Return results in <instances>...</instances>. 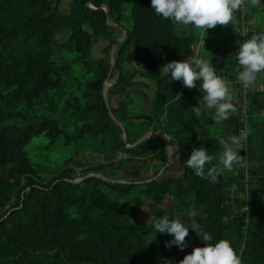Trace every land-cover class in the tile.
<instances>
[{
  "label": "trees",
  "instance_id": "16d2710c",
  "mask_svg": "<svg viewBox=\"0 0 264 264\" xmlns=\"http://www.w3.org/2000/svg\"><path fill=\"white\" fill-rule=\"evenodd\" d=\"M153 10L151 0H72L66 13L51 0H0V264H179L193 251L173 262L165 261L157 247L149 244L146 232L125 214L126 204L112 200L102 184L119 193L137 188L148 198L173 194L180 202L192 194L194 209L202 211L197 222L212 235L211 243L228 240L241 264H264V213L260 208L264 187L251 188V217L243 233L239 224L225 221L230 212L225 203L228 172L213 183L194 175L185 164L192 150L201 146L213 156V164L218 163L221 137L203 135L197 129L203 115L202 101L200 118L190 109L198 106L203 94L159 75L163 64L196 55V35L179 32L178 25ZM127 20L132 23L130 27ZM111 22L126 33L113 67L106 57H92L95 37L109 38L105 51L117 43ZM62 25L68 31L56 44ZM34 37L37 46L33 51L20 59H5L4 47ZM56 48L64 55L61 60L56 57ZM128 52L142 68L124 69ZM112 68L118 76L107 90L111 95L125 93L136 74L155 81L152 115L160 123L158 129L178 144L182 176L111 181L91 175L105 168L102 163L87 168L79 182L73 181L69 171L43 180L26 150V145L41 134L49 135L52 143L64 134L68 144L87 135L110 133L126 152H139L128 143L137 141L143 128L134 123L127 102L113 107L103 96L106 83L113 77ZM74 71L82 77L76 86L80 94L69 91ZM56 98L63 99L65 109L73 111V135L55 115L59 110ZM44 99L47 114L41 115L38 112ZM260 104L264 107L261 99ZM260 117L251 118L249 151L253 145L257 149L255 159L262 162L264 141L257 145ZM234 133L232 129L226 135ZM203 246L205 242L199 239L197 247Z\"/></svg>",
  "mask_w": 264,
  "mask_h": 264
},
{
  "label": "rangeland",
  "instance_id": "374dc122",
  "mask_svg": "<svg viewBox=\"0 0 264 264\" xmlns=\"http://www.w3.org/2000/svg\"><path fill=\"white\" fill-rule=\"evenodd\" d=\"M51 1L54 5H58L60 12H69L72 0ZM125 10H127V8ZM248 15L249 18H247V20L249 19V21L253 22L254 24L259 23L264 25V9L256 7L252 12H249ZM254 16L256 17L255 19L253 18ZM236 19L237 17L234 15L233 21H235ZM126 24L128 27H130L132 23L131 21L127 20ZM110 25L113 29H115L114 33L117 37V40H121L122 42V40H124V38L126 37L125 31L119 29L112 22L110 23ZM224 27L225 26L217 25L215 28L208 29L210 33L209 42H211V44L214 45L215 48L218 47L216 52H219L220 47L217 45V41L223 40ZM177 30L179 32L191 31L196 35V37H199V34L201 32L200 29H196L192 26L182 25H178ZM67 31L68 27L65 25H62L58 28L57 37L55 41L56 44L62 42V40L66 37ZM36 42V37L31 39L21 38L13 42L11 45L3 48L5 59L7 61L20 59L24 53L33 51L36 48ZM120 43L115 44V56L112 59V48L107 51L104 50L105 47L110 44L109 38L106 36H97L94 39V45L92 47V57H106L107 61L111 63L113 67L117 57V51L120 47ZM195 48L198 47L195 46ZM214 49L210 51V55L213 53L215 55ZM63 56V53H60L59 49L56 48V57L61 60ZM202 57L206 59H212L211 56L205 55ZM138 67H141V65L138 62L137 64L132 62V59L130 58V52H128L125 56L124 69L127 71H134L140 69ZM112 73V79L106 83L107 90L118 76V72L114 68H112ZM80 80H82L81 74L78 71H74L70 81L69 91H75L77 94H80L78 88L76 87ZM257 90V95L259 99H261L264 103V80L261 81V84L257 87ZM125 96H127L126 92L119 95H111L107 92V103L109 106H113L114 104L113 107H119L127 102L128 111L130 115H133L134 123L136 125H139V127L143 128L142 136L137 139V141L131 144L128 143V145L130 146L139 141L138 145L134 147L136 151H139L138 153L126 152L124 149H122V147L119 145V142L110 133H103L100 134L98 137L87 135L79 141L71 140L68 142V144L65 143L64 134H61L57 141L53 143L49 135L41 134L39 136L34 137L30 141V143L26 145V150L31 159V162L33 163V166L37 171L38 176L43 180H48L53 176L59 175L63 171H69L70 176L74 178L78 174L83 176L87 168L102 163H104L106 166L99 173L103 175L105 180L111 181H129L145 179L148 180L151 178L161 180L169 177L182 176V164L179 158V152H177L173 163L172 161L170 163V168L164 171L165 173L162 178L160 177L161 174L159 173L165 167L169 157V146L165 145L167 143H163V159L161 164L152 168V153L156 150L155 148L142 149L141 142L145 134L149 133L150 131L157 132L159 130L158 128L160 127V123L158 120L153 118L152 109L149 114H145L143 121L137 120V114L140 115V113L129 110V105L131 104L132 99L130 96ZM56 100L57 103L55 102V104L58 105L59 110L58 113H56L55 115L59 118L58 120L60 125L67 131L68 134H75V116L73 115V111L71 109H65V106H63V99L56 98ZM47 104V99H44V103L39 108L38 114H47V111L45 109L47 108ZM202 107L203 115L202 120L197 127L198 131L203 135H220L221 140L225 138L227 136L226 133L230 132L233 129V122L229 119L226 121L216 122L213 120L215 110L208 109L204 107V105H202ZM257 124L262 127L260 133L261 136L257 144L259 145L262 141H264L262 139L264 134V115L260 117L259 121H257ZM163 133L167 134L166 131H163ZM168 137L170 139V142L172 138L170 135H168ZM256 151L257 149L253 145L250 148V151L248 150V160L250 166L252 170H256H254V173L259 176V180L256 178L253 180L252 188L264 187V160L262 162H259L255 159ZM121 153L123 154L122 156L120 155ZM139 156L140 158H136ZM101 188L107 193V195L112 200L118 201L120 204H126L124 209L125 214L137 227L146 232L149 244L157 247L158 251L165 258V261L173 262L176 260L177 257L184 255L186 252L192 251L198 246L200 237L195 232H193L192 229H189V235L185 238V243L187 244V247L181 250L175 245H173L171 248L165 247V243L172 239V237L168 234H157L156 238L151 241V239L153 238L152 235H149L151 230L146 228V222L152 215L159 217L160 215L166 214L169 215L170 218H174L179 215H188L190 211L194 209L195 206L192 194L185 195L184 202H180V200L177 199L173 194H168L157 198H148L141 190L137 188L126 193H119L109 188L105 184H102ZM162 201L168 204V207L164 210H161V208L159 207V204ZM197 209L200 211L201 214L202 211L199 208ZM182 219L189 220V218H187L186 216L182 217Z\"/></svg>",
  "mask_w": 264,
  "mask_h": 264
},
{
  "label": "clouds",
  "instance_id": "9594fccd",
  "mask_svg": "<svg viewBox=\"0 0 264 264\" xmlns=\"http://www.w3.org/2000/svg\"><path fill=\"white\" fill-rule=\"evenodd\" d=\"M252 3L255 4L256 0H252ZM241 4L242 0H151L153 12L162 19L175 25L192 26L206 33L217 25L231 24L234 13ZM237 44L238 50L234 53V59L240 70L236 79L247 88L256 82L259 74H264V34H253L242 42L237 41ZM159 75L169 78L170 82L181 81L184 87L197 89L203 94L198 106L190 109L196 118L202 115L201 101L204 107L215 110L213 120L216 122L228 120L236 111L229 85L218 75L212 59L190 55L183 60L163 64ZM247 137L248 132L242 130L239 135H232L227 140L222 139V152L216 164H213V156L203 146L194 148L185 164L194 175L214 183L223 173L232 171L234 165L239 163L243 166L239 150L246 143ZM159 207L164 210L168 204L162 201ZM185 216L189 220L182 219ZM199 216L198 209H192L188 215L174 218L166 214L159 217L152 215L146 222V228L151 230V241L157 234L170 235L172 239L165 243L167 248L175 245L183 250L187 247L185 238L189 235V229L205 242V246L194 248L179 264H241L240 256L228 240L220 239L211 243L213 237L200 227L197 222Z\"/></svg>",
  "mask_w": 264,
  "mask_h": 264
},
{
  "label": "built area",
  "instance_id": "2783aa9c",
  "mask_svg": "<svg viewBox=\"0 0 264 264\" xmlns=\"http://www.w3.org/2000/svg\"><path fill=\"white\" fill-rule=\"evenodd\" d=\"M263 5L264 0H256L255 4L252 3V0H242L240 8L234 13L237 19L224 27L223 40L220 43L219 52L217 51L216 56L219 66L217 68L218 75L229 85L230 91L233 94L232 103L236 107V111L230 116L234 119L233 129L235 133L227 135L223 140H227L232 135H239L242 130L248 132L247 141L239 150L243 166H240L238 163L234 165L232 171L227 173L230 181L227 186V198L225 201L226 205L230 207V212L225 216V221L239 224L243 233L247 232L251 217L252 183L255 178H259L258 175L251 171L248 150L251 118L264 115V107L261 106L257 95V87L264 80V74H259L252 86L243 87L236 79L240 67L234 59V53L238 50L237 41L242 42L247 38H251L253 34H264L263 24H254L249 19L247 20L249 12H252L256 7L264 9ZM253 18L255 19L256 17L254 16ZM204 41V35L202 34L194 42L193 49L195 46L198 47L195 50L202 48L205 43ZM120 155L122 156L123 154L121 153ZM81 180L82 176L80 174L73 178L74 182ZM260 208L264 213V203H262Z\"/></svg>",
  "mask_w": 264,
  "mask_h": 264
},
{
  "label": "crops",
  "instance_id": "0c3cea01",
  "mask_svg": "<svg viewBox=\"0 0 264 264\" xmlns=\"http://www.w3.org/2000/svg\"><path fill=\"white\" fill-rule=\"evenodd\" d=\"M204 35V39H205V46H203L202 48H200L199 50H195V54L198 56H211L213 59V65L215 66V68H218V64H217V60H216V56H217V48L214 47V45L211 44V42H209V31L207 30L206 32H200V35ZM199 37H196V39H198ZM221 41H217V45L220 46ZM194 47V44H193ZM215 48V49H214ZM215 50V55L214 53L210 55V51L211 50ZM205 54V55H204ZM216 61V62H215ZM132 62H134L135 64H137V61L132 60ZM138 68H142L138 67ZM135 82L134 84L130 85L127 88L126 91V95L129 97H131L132 102L129 105V110L130 111H134L137 113H140V115L137 114L138 118L137 120L139 121H143L145 114H149L151 112V109L153 107V99H154V90L156 88V83L155 81L148 79L144 76H141L139 74H137L135 76ZM125 96V97H127ZM114 106V104H113ZM169 137L167 134L163 133V131L158 130L157 132H149L147 134H145V136L143 137V140L141 142V148L142 149H146V148H155L156 151H154L152 153L153 156V161H152V168L154 166L160 165L163 159V155H162V151H163V143H167L165 144L166 146H169V151L170 148L173 149V158H172V163L173 160L175 158V155L178 152V144L176 142V140H174L172 138V140L169 142ZM179 154V153H178ZM136 158H140L136 157ZM178 163V162H177ZM179 164V163H178ZM171 166V164L166 168V169H162V171L159 173L161 174V178L164 175V171H166L167 169H169ZM164 167V166H163ZM183 169V167H182ZM171 178V177H169Z\"/></svg>",
  "mask_w": 264,
  "mask_h": 264
},
{
  "label": "water",
  "instance_id": "95a60500",
  "mask_svg": "<svg viewBox=\"0 0 264 264\" xmlns=\"http://www.w3.org/2000/svg\"><path fill=\"white\" fill-rule=\"evenodd\" d=\"M120 42H121V40H117V43H120ZM114 56H115V45L112 47V55H111L112 59L114 58ZM103 96H104V99H105L106 104L108 105V103H107V89H106V87L104 88ZM114 121H115V122H116V123L122 128V129H124V127H123V125L121 124V122H119L118 120H115V119H114ZM138 143H139V141L136 142V143H134V144L131 145V146H132V147H136V146L138 145ZM172 158H173V149L170 148L168 161H167V163H166L164 169L170 165V163H171V161H172ZM91 175H94V176L99 177V178H104L103 175H101L100 173H91ZM104 179H105V178H104ZM118 181H124V182H127V180H118Z\"/></svg>",
  "mask_w": 264,
  "mask_h": 264
}]
</instances>
